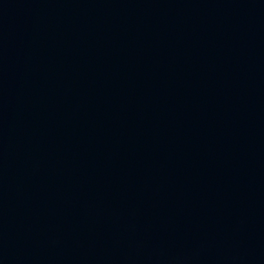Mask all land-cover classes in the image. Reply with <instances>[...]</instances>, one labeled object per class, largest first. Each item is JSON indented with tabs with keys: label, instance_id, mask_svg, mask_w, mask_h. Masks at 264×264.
<instances>
[{
	"label": "water",
	"instance_id": "water-1",
	"mask_svg": "<svg viewBox=\"0 0 264 264\" xmlns=\"http://www.w3.org/2000/svg\"><path fill=\"white\" fill-rule=\"evenodd\" d=\"M0 264H264V0H0Z\"/></svg>",
	"mask_w": 264,
	"mask_h": 264
}]
</instances>
